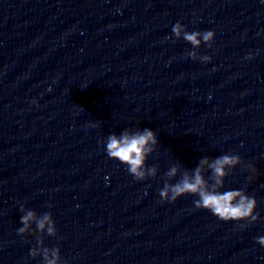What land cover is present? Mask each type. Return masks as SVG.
I'll list each match as a JSON object with an SVG mask.
<instances>
[{"label":"water","instance_id":"obj_1","mask_svg":"<svg viewBox=\"0 0 264 264\" xmlns=\"http://www.w3.org/2000/svg\"><path fill=\"white\" fill-rule=\"evenodd\" d=\"M177 21L214 30L212 46L176 36ZM143 127L157 172L138 181L103 142ZM225 152L241 163L224 187L254 196L260 219L160 200L170 167L175 183ZM21 205L51 213L56 234L32 222L20 236ZM259 235L264 0H0V264H43L40 239L61 264H264Z\"/></svg>","mask_w":264,"mask_h":264},{"label":"clouds","instance_id":"obj_2","mask_svg":"<svg viewBox=\"0 0 264 264\" xmlns=\"http://www.w3.org/2000/svg\"><path fill=\"white\" fill-rule=\"evenodd\" d=\"M172 32L190 41L194 46H199L201 40L212 46L215 32L212 29L203 31H188L186 26L177 21L172 25ZM249 56L251 53L248 54ZM193 58H195L193 56ZM204 62H209L211 56L204 55ZM157 132L150 127L124 129L119 135L110 133L103 142L107 157L124 165L126 170L134 179L145 180L147 176H155V166L149 167L146 161L153 152L154 146L158 145ZM241 163V157L234 152H225L214 159L207 157L200 160L199 164L191 171H185L181 178L175 183L170 180L179 174L178 168L173 165L167 171L168 181L159 189L158 195L163 202H175L177 199L192 195L196 197L193 201L196 208L210 211L219 220L235 222L239 227L246 226L245 221H257L260 214L257 211V200L249 195L243 188H225V178L228 169L234 168ZM210 170V179L204 175V169ZM248 169L253 175L248 177L251 181L256 173L252 163H248ZM20 226L17 233L23 235L29 231L32 222L36 229L49 235L56 234L55 221L49 212L37 216L33 209H25L21 205ZM257 242L264 246V235L256 237ZM29 254L36 257L41 254L43 264H61V253L59 248L45 247L43 240L37 241V245L29 249Z\"/></svg>","mask_w":264,"mask_h":264}]
</instances>
